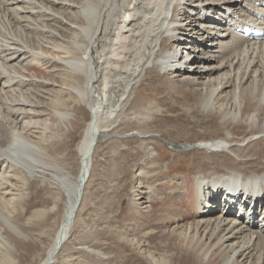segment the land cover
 <instances>
[{
    "label": "bare ground",
    "instance_id": "bare-ground-1",
    "mask_svg": "<svg viewBox=\"0 0 264 264\" xmlns=\"http://www.w3.org/2000/svg\"><path fill=\"white\" fill-rule=\"evenodd\" d=\"M263 16L264 0H0V203L8 207L45 182L64 199L54 240L38 264H53L65 247L95 148L118 134L114 128L129 118L125 109L147 75L163 78L171 89L206 94L203 109L218 112L227 126L224 138L169 143L172 149L237 160L232 168L212 162L206 172L198 161L203 168L191 174L193 190L182 194L184 212L168 217L160 232L179 242L183 264H264V39L251 42L230 25L249 20L264 29ZM33 55L52 76L22 72H41L30 64ZM241 55L251 57L246 65ZM63 89L76 107L67 109ZM15 91L19 99L11 101ZM82 107L89 118L75 146L74 173L49 155L44 134L51 118L77 121ZM136 184L132 205L141 210L147 187ZM18 216L0 208V243L9 252L16 237L28 239Z\"/></svg>",
    "mask_w": 264,
    "mask_h": 264
},
{
    "label": "rangeland",
    "instance_id": "rangeland-1",
    "mask_svg": "<svg viewBox=\"0 0 264 264\" xmlns=\"http://www.w3.org/2000/svg\"><path fill=\"white\" fill-rule=\"evenodd\" d=\"M241 56L244 65L247 58L251 59ZM36 57L29 58L30 64L41 72L30 68L22 72H33L35 79L52 76L51 67L43 65ZM36 89L33 83L31 92ZM19 93L15 91L11 101L19 99ZM205 96L199 90L171 89L163 78L153 75L141 81L125 109L129 118L122 119L114 128L116 136L100 141L95 148L82 204L67 243L53 264H183L178 261L180 254L176 246L179 242L162 234L159 227L164 221H171L168 217L184 212L182 194L188 187L193 190V172L203 168L198 161L205 164L204 172L215 161L219 168L237 165L235 158L226 161L221 152L200 151L198 154L194 150H174L169 144H193L225 137L227 126L220 125L218 112L202 107ZM61 98L67 109L76 107L72 93L68 95L63 89ZM84 112L87 113V109L80 108L77 121L69 123H55L51 118L44 134L49 139V155L74 173L78 164L75 146L89 118ZM136 113L147 114L148 118L138 120L133 117ZM31 118L23 120H36ZM131 131L138 133L125 136ZM143 135L148 136L143 138ZM242 146L238 142L237 148ZM261 147L264 149V144ZM137 182L147 187L146 207L141 210L132 205ZM25 194V198L14 200L8 207L0 203L5 213L19 215L18 220L28 235L27 240L20 237L13 240L12 252L0 243V264H38L58 229L64 210V199L59 191L45 182L35 193L29 190ZM261 206L256 208L255 216ZM148 253L155 262L148 259Z\"/></svg>",
    "mask_w": 264,
    "mask_h": 264
}]
</instances>
